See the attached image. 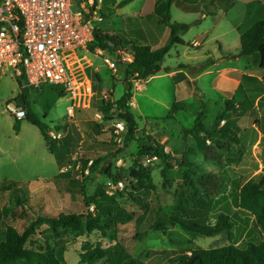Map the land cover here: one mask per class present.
Wrapping results in <instances>:
<instances>
[{"label": "rangeland", "instance_id": "rangeland-1", "mask_svg": "<svg viewBox=\"0 0 264 264\" xmlns=\"http://www.w3.org/2000/svg\"><path fill=\"white\" fill-rule=\"evenodd\" d=\"M125 1H127L126 4ZM229 1L232 0L221 2L223 10L228 11L226 7L230 8L231 6ZM238 1L236 10L228 17L224 16L217 25V22L215 23L209 17L207 21L201 20L202 25L193 27L183 36L187 42L191 43L199 36L204 35L205 43L202 48L178 45L170 52L166 63L170 65L178 63L186 66L200 64L206 60L207 52L215 53L219 46H223L222 49H225L226 45H230L233 46L231 49L233 52L240 51V40H237L238 31L232 29L233 20L243 23L244 14L248 11L253 18L250 23L264 19V8L261 11L258 10L260 4L264 6V0ZM252 1L255 3L249 5V2ZM121 2L123 3L119 6ZM201 6L202 8L206 6L205 14L214 11V14L211 15L216 16L220 12L217 9V4L208 2ZM148 7L146 0H107L103 10V21L98 23L96 28L104 34L122 35V38L127 41L131 40L130 38L137 40L138 34L133 32L137 25L142 28L147 22L154 26L158 25V17L152 15ZM140 11H143L142 14ZM117 13L120 17L116 15ZM171 16L172 22L193 24L200 20L201 15H187L174 6ZM236 23L238 22L236 21ZM161 28L168 30V27L163 25ZM237 42L239 46H237ZM122 49L133 54L130 45L117 50L115 55L96 47L85 52L78 50L76 53L78 57L69 59L71 74L75 81L84 84L87 89L92 88L94 95L91 103L92 108L88 110L90 113L82 118L80 112H76L74 119L80 121L79 128L70 118L71 123L67 124L66 128L63 126L67 108L71 102L68 94L63 93L61 87L49 85L36 90H28L26 93L29 101L27 111L24 110L27 113L30 112L41 119L46 130L47 128L54 130L58 127L63 129L64 136L61 140H53L55 141L53 142L55 144L54 153L50 151L48 142L39 128L31 124L27 118L17 121L8 112L7 104L16 107L17 101L21 97L20 93L13 95V89L18 87V81L12 75V71L7 72V75L0 79V145L6 151L2 155L0 154V170L3 171L0 175V186L2 184L10 186L14 194H25L26 199L30 201L29 205L34 209L28 213V218L14 221V226L22 232L29 222L35 220L39 214L55 216L61 212L79 214L94 211L95 205L89 203L88 197L93 196L99 186L105 187V190L117 189V184L121 183L123 190L119 193H123V196L116 195L117 207L128 213L131 218H126L122 223V230L117 235V241H111L97 231L92 234H84L76 243L68 247L65 254L67 264H86L82 263V255L86 254L87 250L101 247V249H112L114 252L118 244L135 259L153 264H168V256L160 254L148 257V253L152 250L211 249L241 242L246 237V231L238 226H235L231 232H225L214 238L193 237L183 232L179 227H171L164 233L151 230L152 225L161 216L169 215L173 211L176 205L175 193L182 182V171L186 168L184 165H192V170L200 174L226 177L227 186L222 190V193L227 194L230 198L235 195L229 190L232 174L228 171L229 164H227L224 151L217 149L210 142L209 145L213 151L207 157L197 147L195 136L190 134V131L194 129L200 109L186 107L184 111L173 112L171 94L163 88L160 89L159 85H152L149 92L150 97H156L155 100H150L146 95L138 98L140 107L134 109L138 129L134 137L127 138V128L120 133L114 130V124L119 119L112 122L104 120L100 107L108 103H116L119 100L114 97L115 88L109 86L111 73L118 75L120 71L124 72L125 64L129 63L118 55ZM185 53H188V56ZM178 54L180 55L179 59ZM190 56L197 59H191ZM106 59L117 62L116 71L112 70ZM248 62L251 64L250 61ZM255 70L264 76V69L255 67ZM138 82H134V88ZM118 91H123V86L117 85L116 92L118 93ZM261 107H264V103ZM43 112L47 115L44 116ZM139 112L144 115L140 116ZM111 114L114 118L117 117L116 108L112 110ZM221 115L215 117V114H210L207 117L206 122L211 119V116H214L211 119L213 123L211 129L223 125L220 120ZM247 116L244 117H247L249 122H254L258 118L255 114ZM231 122H235V120ZM164 138L171 139L173 145L171 147L168 144V150L166 149L172 158L170 160L172 168L167 167L161 160L147 164L146 167L150 168L154 179L155 189L136 192L134 193L135 199H131L129 197V194L133 192L131 169L135 167V163L143 164L144 162V157L139 155L140 145L153 144L155 146L154 141L162 143ZM253 140L254 136L252 135L251 141ZM61 143L65 144L68 152L64 150V146L60 145ZM161 146L165 148L164 144ZM247 146L250 148V144L247 143ZM60 155L68 156L70 161L69 171L62 175L60 169L63 164L59 161ZM249 158L248 156L247 160ZM91 162L93 164L90 166ZM251 165L247 164L246 166ZM262 167H259L257 171L242 170L244 176L240 177L241 185L250 180L259 182L264 177V166ZM87 169H90L89 176L85 174ZM237 174L239 175V173ZM8 194L1 195V207L14 206L12 197ZM42 206L43 211L39 210ZM256 231L258 232V230ZM39 233H48L47 227H41Z\"/></svg>", "mask_w": 264, "mask_h": 264}, {"label": "trees", "instance_id": "trees-1", "mask_svg": "<svg viewBox=\"0 0 264 264\" xmlns=\"http://www.w3.org/2000/svg\"><path fill=\"white\" fill-rule=\"evenodd\" d=\"M234 5L235 1H229ZM125 4L127 1L124 2ZM171 2L167 3V13L162 22L170 29L171 41L167 46L153 51L150 47L138 44L134 40H125L122 35L104 34L94 28V41L89 49L101 48L105 52L115 55L117 50L130 45L134 60L125 64V93L116 103H108L100 107L105 121L123 122L128 129L127 138L134 137L138 129L136 116L132 111L134 96V82L144 81L160 74L163 61L174 46H189L183 39L193 27V24H181L171 21ZM230 6V7H231ZM229 9L228 7H226ZM241 52L239 55H228L229 58H247L253 66L264 69V19L257 21L248 30L241 33ZM168 70V69H166ZM22 86V82H20ZM28 90L22 89L21 96L26 99ZM63 93H66L63 90ZM27 105V103H26ZM27 108V107H26ZM116 108L118 115L113 117L112 110ZM185 104H175L172 111H184ZM227 111L220 120L225 125L213 130L207 129L202 123V114H199L195 126L190 134L198 140V147L207 157L212 150L208 141L214 147L224 151L229 166L238 165L245 154L241 146L238 132L230 128L234 125V117L238 110L231 101H227ZM46 116V115H45ZM238 116V115H237ZM28 121L39 128L47 140L51 152H55V144L49 138L46 126L36 115L28 112ZM18 121V120H17ZM231 123V125H230ZM58 131L61 129L56 128ZM155 146L140 145V157L157 156L167 167L172 168V159L165 148L157 141ZM182 171V182L176 190V205L173 211L161 216L151 227L156 232H167L171 227H179L183 232L193 237L214 238L225 232H231L235 226L246 231V237L241 242L231 243L228 246L196 249L192 251H159L152 250V255L168 256V264H264V177L255 182L250 180L241 185V180H234L229 190L235 195L230 198L222 190L227 186L226 177L215 174H200L192 170V165ZM112 178V176L110 175ZM132 193L152 191L155 189L154 179L149 167L142 163H135L131 169ZM105 187H98L93 196L88 197L89 203L95 205L94 211L84 213H65L58 215L39 214L30 221L21 232L13 224L14 221L28 218L33 211L25 194H14L10 186H0L2 194L9 193L14 206L1 207L0 203V264H67L65 254L68 247L76 243L84 234L101 233L111 241H117V235L122 230V223L131 216L117 207V196H109ZM8 194V195H9ZM100 200V201H99ZM43 211V206L39 208ZM47 227L48 233H39V229ZM258 230V232L256 231ZM262 233V235H261ZM42 237V238H41ZM113 252L112 249L101 247L87 250L82 255V263L86 264H153L133 258L120 244Z\"/></svg>", "mask_w": 264, "mask_h": 264}, {"label": "crops", "instance_id": "crops-1", "mask_svg": "<svg viewBox=\"0 0 264 264\" xmlns=\"http://www.w3.org/2000/svg\"><path fill=\"white\" fill-rule=\"evenodd\" d=\"M222 1L224 0H166V2L165 0H146V4L149 5L148 10H150L152 15H156L158 17V25L154 26L153 24H149L148 22L143 28L140 25L139 27L137 25L136 30H133V32L138 34V39H130L134 40L138 44L150 47L153 51L158 50L164 46H167L171 41V33L169 27L168 30L161 28V25L167 27L163 24L162 20L167 13L168 2H171L172 4L170 8V14L172 8L175 6L184 14L201 15L200 20H198L200 21L199 25H202L201 20L204 19L205 21H207L209 17L215 23L217 22V25L224 16L228 17L229 14L236 10L239 4L238 0H234L235 4L232 5L228 9V11H225L223 10V4L221 3ZM208 2L217 4V9H219L221 14L219 12L216 16L211 15L214 14V11L210 12L209 14L208 12L207 14H205L204 10H207L206 6H204L205 8H202L201 5H204ZM122 3L123 2H121L119 6H121ZM253 3H255V1L249 2V5H252ZM259 8L260 9L258 10L261 11L263 10L264 6L260 4ZM115 9H117V7H115ZM142 12L143 11H140V14H142ZM116 15H118V13ZM251 16L252 14L248 11L244 14L243 23L238 20H233L232 29L238 31L237 40H240L242 32L248 30L256 23H250V20L253 19L251 18ZM118 17L120 16L118 15ZM139 18L142 19L141 16H139ZM236 21L238 23H236ZM129 34L131 33L129 32ZM204 37V35H201L191 43L187 42L183 38L189 45L184 47H193L196 49H200L204 46ZM237 46H239L238 42ZM175 47L176 46H174L173 48ZM222 47L219 46L218 50H216L215 53L207 52V58L202 63L187 66L179 65L178 63L175 65L167 64L166 58L170 55L169 53V55L163 61L162 68L164 70L160 74L136 83L131 106L134 113V109H138V107H140L138 98H142L146 95L150 100H155L156 97H150L149 92L151 91V86L156 84L157 86L159 85L158 87L160 89L163 88V90L171 94L173 106L175 104H185L188 109H192L194 107L200 109L199 114H202V120H204L202 121L203 125L207 129L213 130V128L211 129V127L213 126L211 119H213L214 116H211V119L206 122L207 117L210 116V114H215L216 117L219 114L230 113L229 111H227V101H231L238 112H235L237 113L233 118L235 120V124L231 125L230 128L233 131L235 129L237 130L238 137L241 140V146L245 150L242 161L238 165L233 164L228 167V171L230 172V174H232V177L230 179L231 183L234 180H241L240 177L241 175H243L242 170L257 171L259 167L263 168L262 166H264V107H261L262 103H264V76H262V74H259L255 70V66L253 67V65L249 64L247 58L237 57L234 59L227 57L228 55H239L241 49L240 51L237 50V52L235 53L231 50L233 46L226 45L225 49H222ZM239 47L241 48V41ZM185 55L188 56V53H185ZM179 56L180 55L178 54V59ZM74 57L78 56L74 55ZM190 58L195 59L196 57L190 56ZM117 85L123 86V91H118L117 93ZM109 86L115 88L114 97L116 98V100L120 99L125 93V73L122 71H120L118 75H113L111 73ZM23 88L24 87H22L18 81V87L13 89V95H15V93L16 95L18 93H20L21 95V91ZM90 89L93 90L92 88ZM62 90L64 89L62 88ZM27 98L28 97H26L25 99L26 103H28L29 101V99ZM68 98L71 102V105L68 106L69 108L73 103L69 95ZM26 107L27 105L25 104V106L22 108L27 111ZM91 108L92 106L87 109L76 108L74 117L72 118L68 116L67 112L65 120L63 122V126L66 128L67 124L71 123L70 119H72L75 125L79 128L80 121H75L74 119L76 112L79 111L81 117L84 118L88 113H90V111L88 110ZM43 114L44 116L47 115L45 112H43ZM138 114L140 116L144 115L142 112H139ZM253 114L257 115L258 118L254 120V122H249L247 115ZM222 126L224 125H221L218 128ZM60 132L64 136L63 129H61ZM252 135L254 136L253 141H251ZM196 141L198 147L197 138ZM246 142L250 144V148L247 146ZM159 144L165 145V151L166 149L168 150V144L173 147L171 139L169 138L162 139V143ZM209 144L210 141H208V145ZM60 145L64 146V150L68 152V148L64 143H61ZM149 145L153 146V144ZM5 152L6 151L2 148V145H0V154L2 155ZM248 156L250 157L249 160H247ZM59 158L60 163L63 164L62 168L60 169V174L62 175L64 173V169L69 167L70 161L68 156L63 157L62 155H60ZM247 164L252 165L246 166ZM2 173L3 171L0 170V175ZM237 173H239V175Z\"/></svg>", "mask_w": 264, "mask_h": 264}, {"label": "built area", "instance_id": "built-area-1", "mask_svg": "<svg viewBox=\"0 0 264 264\" xmlns=\"http://www.w3.org/2000/svg\"><path fill=\"white\" fill-rule=\"evenodd\" d=\"M107 0H0V79L12 71L22 87L40 89L47 85L60 86L70 96L72 106L68 116L74 117L76 108H89L93 92L76 82L71 74L69 59L78 50L88 51L94 41V28L103 21ZM118 55L129 63L134 55L126 49ZM112 70L117 62L107 60ZM8 112L20 121L27 112L20 106L7 104ZM225 124V121H222ZM117 133L125 130L123 122L114 124ZM52 140H61L63 134L47 128ZM158 157H144L146 166ZM93 162L90 163V166ZM70 166L64 169L68 172ZM90 175V169L85 172ZM123 190L121 183L106 191L116 196Z\"/></svg>", "mask_w": 264, "mask_h": 264}, {"label": "water", "instance_id": "water-1", "mask_svg": "<svg viewBox=\"0 0 264 264\" xmlns=\"http://www.w3.org/2000/svg\"><path fill=\"white\" fill-rule=\"evenodd\" d=\"M25 104H26L25 99H24L23 96H21V97L18 99V101H17V105L20 106V107H24Z\"/></svg>", "mask_w": 264, "mask_h": 264}]
</instances>
